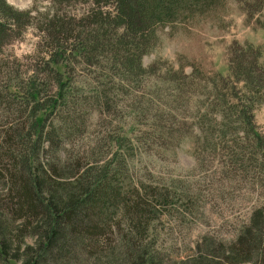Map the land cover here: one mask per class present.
I'll return each mask as SVG.
<instances>
[{
  "label": "trees",
  "instance_id": "trees-1",
  "mask_svg": "<svg viewBox=\"0 0 264 264\" xmlns=\"http://www.w3.org/2000/svg\"><path fill=\"white\" fill-rule=\"evenodd\" d=\"M43 1L92 10L80 20L55 9L41 16L39 68L7 77L0 91V250L32 235L29 264H82L85 256L93 264L101 257L110 264H264L263 235L254 229L228 248L205 242L168 260L158 216H190L200 195L147 185L138 169L137 156H147L164 129H178L166 115L174 114L199 128V146L210 138L236 145L235 163L256 167L243 172L263 173L264 137L254 118L264 105V66L252 46L232 49L228 78L170 68L162 76L143 66L160 30L206 17L226 0H36ZM235 1L264 27V0ZM110 5L115 15L102 12ZM33 20V10L0 0V51ZM94 118L105 125L101 149L88 134Z\"/></svg>",
  "mask_w": 264,
  "mask_h": 264
},
{
  "label": "rangeland",
  "instance_id": "rangeland-1",
  "mask_svg": "<svg viewBox=\"0 0 264 264\" xmlns=\"http://www.w3.org/2000/svg\"><path fill=\"white\" fill-rule=\"evenodd\" d=\"M7 4L18 11L33 10V23L21 30V35L0 51V91L7 84V77L13 74L28 75L39 68V57L45 50V22L41 16L55 9L77 20L85 19L92 7L80 5L77 8L56 5L49 1L6 0ZM102 12L114 14L110 5ZM235 46H252L258 53L259 63L264 66V27L249 19L246 11L235 0H226L225 5L206 17L196 18L190 23L167 27L158 32L152 51L143 58L147 70L166 75L167 69L191 75L198 71L205 77H230ZM236 62V61H235ZM167 85V84H165ZM1 94V93H0ZM163 99L162 101H165ZM192 112V111H191ZM178 128L174 133L164 129L153 145L148 147L147 156H137L140 171L144 172V183H155L162 189L167 185L183 186L196 199L193 214L190 216L159 215L155 225L163 229L160 245L168 260L179 256H191L194 246L205 242L214 250L222 246L229 247L237 237L250 229L256 236L263 235L264 241V168L260 173L255 165L247 161L236 164L239 147L216 139H209L206 145L199 146L197 138L201 132L192 120L181 121L179 116L166 114ZM5 116L4 107L0 108V121ZM182 117V115L180 116ZM255 125L264 137V105L255 112ZM0 122V123H1ZM90 134L95 145L101 149L107 144L104 137V122L96 118L91 120ZM184 131L180 139L179 131ZM172 132V134H170ZM199 144V145H198ZM199 146V147H198ZM200 148V149H199ZM251 172H243L251 167ZM258 164V163H257ZM186 194L184 193V196ZM10 237V235H7ZM36 241L32 235H26L22 242L9 243L2 249L1 263L29 264L30 253L36 251ZM165 258V259H167ZM26 261V262H25ZM101 257L98 264H110ZM82 264H93L84 257Z\"/></svg>",
  "mask_w": 264,
  "mask_h": 264
}]
</instances>
